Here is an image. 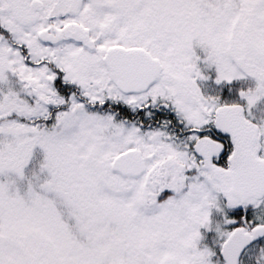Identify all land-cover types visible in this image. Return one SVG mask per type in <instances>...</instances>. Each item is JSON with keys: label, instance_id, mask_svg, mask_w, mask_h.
I'll return each instance as SVG.
<instances>
[{"label": "snow or ice", "instance_id": "snow-or-ice-1", "mask_svg": "<svg viewBox=\"0 0 264 264\" xmlns=\"http://www.w3.org/2000/svg\"><path fill=\"white\" fill-rule=\"evenodd\" d=\"M0 264H264V0H0Z\"/></svg>", "mask_w": 264, "mask_h": 264}]
</instances>
